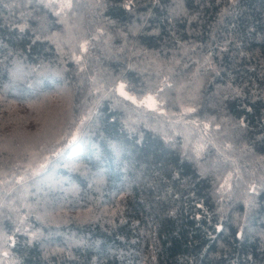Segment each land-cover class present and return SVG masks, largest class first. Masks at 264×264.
Here are the masks:
<instances>
[{
  "label": "trees",
  "instance_id": "16d2710c",
  "mask_svg": "<svg viewBox=\"0 0 264 264\" xmlns=\"http://www.w3.org/2000/svg\"><path fill=\"white\" fill-rule=\"evenodd\" d=\"M0 264H264V0H0Z\"/></svg>",
  "mask_w": 264,
  "mask_h": 264
},
{
  "label": "rangeland",
  "instance_id": "374dc122",
  "mask_svg": "<svg viewBox=\"0 0 264 264\" xmlns=\"http://www.w3.org/2000/svg\"><path fill=\"white\" fill-rule=\"evenodd\" d=\"M121 85H123V83L122 82H119V84L117 85L118 91L120 93H122L124 96H127L128 97L129 94H127V92L124 90V87H121ZM138 102H140L142 104H145L146 106H149V107H155L156 106L155 98L151 94L146 95L143 98L139 99ZM202 167L201 168L204 169V171L206 173L210 172L211 171V168H212L211 167V164H208V165H205V166H202Z\"/></svg>",
  "mask_w": 264,
  "mask_h": 264
},
{
  "label": "snow or ice",
  "instance_id": "6c2138e0",
  "mask_svg": "<svg viewBox=\"0 0 264 264\" xmlns=\"http://www.w3.org/2000/svg\"><path fill=\"white\" fill-rule=\"evenodd\" d=\"M41 2H42V0H41ZM64 6H65V7H68V8H71V7H72V4H71V2H68V3L65 4ZM121 87H123V85H121Z\"/></svg>",
  "mask_w": 264,
  "mask_h": 264
}]
</instances>
